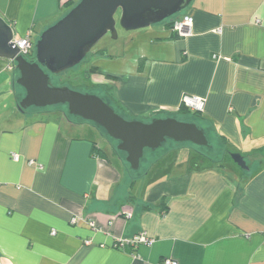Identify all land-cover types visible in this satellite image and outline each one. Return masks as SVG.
Returning a JSON list of instances; mask_svg holds the SVG:
<instances>
[{"label":"crops","instance_id":"obj_1","mask_svg":"<svg viewBox=\"0 0 264 264\" xmlns=\"http://www.w3.org/2000/svg\"><path fill=\"white\" fill-rule=\"evenodd\" d=\"M79 2L0 0V16L34 47ZM184 15L190 36L170 21L128 32L90 68L132 119L173 116L184 95L203 97L218 161L187 157L131 180L126 161L103 156L93 126L22 113L15 69L0 59L3 264H264V0H192ZM141 234L154 243L115 247Z\"/></svg>","mask_w":264,"mask_h":264},{"label":"water","instance_id":"obj_2","mask_svg":"<svg viewBox=\"0 0 264 264\" xmlns=\"http://www.w3.org/2000/svg\"><path fill=\"white\" fill-rule=\"evenodd\" d=\"M192 0H80L62 19L46 29L35 44V59L20 54L13 27L0 16V59L14 64L15 86L24 91L18 109L22 112L61 107L104 130L125 153V161L138 172L148 151H156L172 140L211 147L205 130L195 122L174 116L152 120L132 119L118 112L95 93L52 85L54 75L76 68L108 34L117 39L119 25L127 32L164 23L186 10ZM236 164L247 170L240 154H232ZM0 264L1 262L0 258Z\"/></svg>","mask_w":264,"mask_h":264},{"label":"rangeland","instance_id":"obj_3","mask_svg":"<svg viewBox=\"0 0 264 264\" xmlns=\"http://www.w3.org/2000/svg\"><path fill=\"white\" fill-rule=\"evenodd\" d=\"M183 12H185V10L182 11L181 13H183ZM116 18L118 21L117 22V24H118V26H117V29H118L117 39L113 38L110 34L106 35L93 48V50L87 55L86 59L81 64H79L76 68H72V69H69V70H66L64 72H61L59 74L54 75L52 78V85L53 86L69 87L71 89H74V90H77L80 92H86V93H90V92H87L85 90H89V91L95 90V88H92V89L87 88V86H91V85L96 86L97 84H99V83H97V81L95 82V80H94L95 79L94 76L96 75V70H94V68H90L91 62H92L91 58H92L94 52L98 51L97 49L106 47L108 44H113V43L119 44V43H121L124 34L128 33L119 25L120 13L117 14ZM173 19H171L169 21H172ZM35 56H36V51H35V46H34L33 47V55H32L31 59L32 60L35 59ZM27 57H31V55H29ZM15 73H16V75H18L16 70H15ZM89 73L93 74V76L91 78H89L87 76ZM102 87H104L105 89H109L108 87H105V86H102ZM109 92L112 94L111 90ZM48 110L50 112H54V111L63 112L64 111V109H62L61 107H53V108L48 109ZM32 111L33 110H31L30 112H32ZM44 112H46V111H44ZM173 116L175 118H178V119L183 120V121L195 122L197 125L204 127V124H201L199 119H194L192 117L188 118L186 116H182L179 114H176ZM69 117H70V119H72L76 123L93 126L96 129V131H95L96 132L95 133L96 138L100 139V141H98V139H96L95 141L102 147L109 145V142L107 141L108 138L103 133L100 132V129H97V126L93 125L92 123L86 122V121H84L78 117H75V116L69 115ZM127 117H129V116H127ZM206 134L209 137V140L212 143V145L217 146V142L219 143V141L217 140V142H216L214 140L213 134L208 133L207 131H206ZM108 140L110 141V144H112V147L114 146L117 149L118 143L111 140V139H108ZM116 149H115V153L117 152ZM218 149L220 150V146ZM203 152H205V151H203ZM119 153L121 156L124 157V159L126 158L125 153H121V152H119ZM187 157H188L189 162L191 164H194L196 162L199 163V162H202L203 160L207 159L206 157H204V155L200 154L195 149L194 146H192L190 144H186V143H176V142H173L172 140H169L160 149H158L156 151H148L146 153L145 157L142 160L141 168L138 172H133L132 169L130 168V166L128 165V163L125 162L124 164L127 166L126 175L129 176V178L132 180L134 177H142L143 175L147 174V172H150V170H152L153 172H157V173L162 172V170L165 167L169 166L168 165L169 163L170 164L174 163V162L176 163L177 160H181V159L187 158Z\"/></svg>","mask_w":264,"mask_h":264},{"label":"built area","instance_id":"obj_4","mask_svg":"<svg viewBox=\"0 0 264 264\" xmlns=\"http://www.w3.org/2000/svg\"><path fill=\"white\" fill-rule=\"evenodd\" d=\"M194 24V19L190 15H184L179 18L173 19L172 30L175 32L179 37L184 38L188 37L192 34V28ZM15 43L17 47L20 49V54L27 57L30 55V52L33 49V44L30 41V38H23V39H15ZM29 58V57H27ZM9 69H15L14 64L10 62L8 66ZM206 100L203 97L196 96V95H184L181 100V106L185 107L193 112L202 113L205 110ZM13 159L15 161H19L20 157L17 154H13ZM79 219L73 218L72 223L77 224ZM94 226V223L91 224ZM55 234V231L53 232ZM154 240L148 238L145 234L134 236L131 239L119 238L115 244L117 248H124V247H137L139 245H152ZM163 264H178L177 261L173 259H166L164 260Z\"/></svg>","mask_w":264,"mask_h":264},{"label":"trees","instance_id":"obj_5","mask_svg":"<svg viewBox=\"0 0 264 264\" xmlns=\"http://www.w3.org/2000/svg\"><path fill=\"white\" fill-rule=\"evenodd\" d=\"M177 17V16H176ZM176 17H174V18H176ZM170 26L172 27V24H173V20L172 21H170ZM104 51H102L101 52V54L103 55L104 53H103ZM30 55H31V57H29V59H31L32 58V55H33V49H32V51L30 52ZM95 70V69H94ZM93 70V71H94ZM92 73V72H91ZM91 73H89L87 76L90 78V76H91ZM94 85H91V86H87V88H95V90H88L87 92H90V93H95V94H98L99 96H101L102 98H104L110 105H112L118 112H121V110L116 106V103H115V101H114V98L112 97V94L109 92L110 91V89H105L104 87H102L101 85H96V86H94ZM106 87V86H105ZM19 90H20V93H19V102L21 101V95H23L22 93H23V90L21 89V88H19ZM97 92H99V93H97ZM40 111H49L48 109H46V110H40ZM63 113H64V115L66 116V118H68V119H70V117H69V114H68V112L67 111H63ZM122 113V112H121ZM123 114V113H122ZM178 114L179 115H182V116H186V117H188V118H190V117H192V118H194V119H199L200 120V123L201 124H203V122H202V119H201V114H203V112L202 113H199V112H193V111H191V110H189V109H187V108H185V107H182L180 110H179V112H178ZM125 115V114H124ZM153 119V118H152ZM72 120V119H71ZM201 127V126H200ZM203 129L205 128V126L204 127H202ZM97 129H100L99 127H97ZM207 129V128H206ZM205 129V130H206ZM207 131V130H206ZM100 132L101 133H103L107 138H108V136L106 135V133H105V131L104 130H102V129H100ZM208 132V131H207ZM209 138V137H208ZM109 139V138H108ZM107 139V141L109 142V145H107V146H104V147H102L101 149H100V151L102 152V154H103V156L104 157H106L107 159H108V161L110 162V163H112V162H121V163H124V157L123 156H121L120 155V153L118 152V150L116 149V147H112V144H110V141ZM222 139V141L224 142L225 140H224V138H221ZM211 143V142H210ZM186 144H190V145H192V146H194L195 147V149L200 153V154H202V155H204V157H206L207 159H210V160H213V161H218L219 159H220V157H221V151L218 149L219 148V145H217V146H214V145H212V143H211V147H208V148H204V147H198V146H195V145H193V144H191V143H186ZM216 147V148H215ZM116 149V153H115V149ZM217 149V150H216ZM203 151H205V152H203ZM215 151V152H214ZM218 151V152H217Z\"/></svg>","mask_w":264,"mask_h":264},{"label":"flooded vegetation","instance_id":"obj_6","mask_svg":"<svg viewBox=\"0 0 264 264\" xmlns=\"http://www.w3.org/2000/svg\"><path fill=\"white\" fill-rule=\"evenodd\" d=\"M85 91H88V90H85ZM97 93H99V92H97Z\"/></svg>","mask_w":264,"mask_h":264}]
</instances>
